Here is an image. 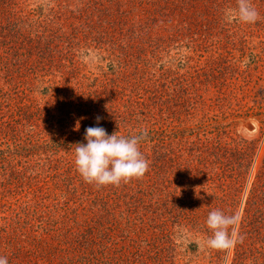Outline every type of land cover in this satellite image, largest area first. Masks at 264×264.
<instances>
[{
  "label": "rangeland",
  "instance_id": "1",
  "mask_svg": "<svg viewBox=\"0 0 264 264\" xmlns=\"http://www.w3.org/2000/svg\"><path fill=\"white\" fill-rule=\"evenodd\" d=\"M251 3L246 24L226 18L237 0H0L8 264H264V0ZM90 126L146 130L149 168L101 186L106 213L86 229L48 175ZM9 166L25 176L10 183ZM57 201L53 217L15 213ZM217 209L239 217L225 251L204 243Z\"/></svg>",
  "mask_w": 264,
  "mask_h": 264
},
{
  "label": "clouds",
  "instance_id": "2",
  "mask_svg": "<svg viewBox=\"0 0 264 264\" xmlns=\"http://www.w3.org/2000/svg\"><path fill=\"white\" fill-rule=\"evenodd\" d=\"M226 18L231 21L251 24L259 19V13L251 0H237L235 9L226 10ZM97 117V124L99 123ZM77 125V130H78ZM147 132L124 136L111 135L101 126L85 129L86 143H77L74 152V165L82 179L89 184L100 186H119L133 179H141L148 171L149 162L139 149L141 140ZM212 194V193H209ZM239 222L235 214L225 215L221 210L209 212L206 227L212 235L204 242L206 247L216 251L231 249L236 243V234L229 229ZM0 264H8L7 257L0 256Z\"/></svg>",
  "mask_w": 264,
  "mask_h": 264
},
{
  "label": "trees",
  "instance_id": "3",
  "mask_svg": "<svg viewBox=\"0 0 264 264\" xmlns=\"http://www.w3.org/2000/svg\"><path fill=\"white\" fill-rule=\"evenodd\" d=\"M145 52H147V50H145ZM62 164L63 165L61 166L57 165L51 168L48 177L51 180L53 179V184H55L54 182H57L58 180L65 184V187H67L65 191L67 195L66 198H73V201L75 202V204L68 205L67 209H69L75 215L81 216L82 224L78 225L79 228L82 226L88 229L90 227L89 222H91L92 219L98 223L97 219L102 218L106 213V201H104L103 188L100 186V188L98 187L95 189L94 187L90 186L89 183H86L82 179L81 175L76 171L74 160L70 159L62 162ZM2 175L9 178L11 180L10 183L15 181L19 175L25 176L24 173L20 174V172H15L13 166H9V168L4 170ZM57 184L61 185L60 182H57ZM90 189L92 190L89 191ZM12 191L13 189L11 192ZM89 194L95 197L91 199L92 201L87 202L89 199ZM58 204L59 203L57 201L52 205L39 204L40 206H38V209H36L35 205L20 209L16 208L15 213L17 212L18 217L22 219L33 218L35 214L36 216L43 214L45 218L48 216L53 217L60 211L61 206Z\"/></svg>",
  "mask_w": 264,
  "mask_h": 264
}]
</instances>
